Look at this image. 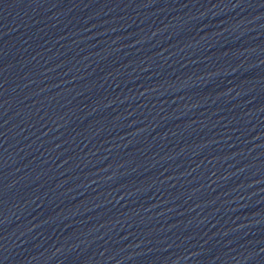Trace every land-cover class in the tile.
<instances>
[{
    "label": "water",
    "instance_id": "95a60500",
    "mask_svg": "<svg viewBox=\"0 0 264 264\" xmlns=\"http://www.w3.org/2000/svg\"><path fill=\"white\" fill-rule=\"evenodd\" d=\"M0 264H264V0H0Z\"/></svg>",
    "mask_w": 264,
    "mask_h": 264
}]
</instances>
